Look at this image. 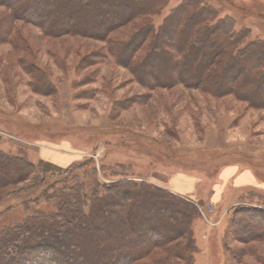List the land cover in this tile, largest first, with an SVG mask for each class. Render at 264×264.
<instances>
[{
    "label": "rangeland",
    "instance_id": "obj_1",
    "mask_svg": "<svg viewBox=\"0 0 264 264\" xmlns=\"http://www.w3.org/2000/svg\"><path fill=\"white\" fill-rule=\"evenodd\" d=\"M183 1L167 0L151 16L155 27ZM202 1L216 12V20H226L244 35L242 44L264 43V0ZM7 14L0 6V26L8 22L11 31L9 38L0 37V152L23 158L36 169L27 180L0 189V197L9 194L0 201L2 217L15 221L24 202L42 194L59 169L77 174L95 168V177L105 184L127 177L161 186L182 173L196 181L195 199L190 200L201 212L193 226L195 264H264V239L244 241L249 230L229 222L241 207L264 208V186L234 190L231 203L215 206L208 200L228 163L256 169L264 185V105L258 107V86L252 87L254 96L234 94L228 81L221 94L190 81L153 86L165 70L144 71L139 81L108 47L139 32L145 23L141 17L106 38H50L35 26L11 23ZM151 43L146 41L137 53L143 55ZM259 227L264 226L256 224L250 232ZM156 253L162 251L139 263Z\"/></svg>",
    "mask_w": 264,
    "mask_h": 264
},
{
    "label": "trees",
    "instance_id": "obj_2",
    "mask_svg": "<svg viewBox=\"0 0 264 264\" xmlns=\"http://www.w3.org/2000/svg\"><path fill=\"white\" fill-rule=\"evenodd\" d=\"M166 1L0 0V6L7 9L11 23L35 26L50 38H106L141 17L145 23L139 32L124 42H109L108 47L139 81L144 71L152 75L165 70V76L156 75L153 86L190 81L221 94L228 81L234 94L244 91L252 96V87L258 86V107L264 105V43L242 44L244 35L226 20H216V12L202 0H184L156 28L151 16ZM5 27L0 26V37L9 38L8 22ZM149 39V50L139 55ZM214 64L218 65L213 71ZM6 163L19 166L9 169ZM0 168V189L27 180L36 169L23 158L1 152ZM73 171H56L52 176L58 178L22 204L15 221L0 215V264H195L193 226L201 217L196 202L144 180L120 177L105 184L95 177V168ZM7 197L8 193L2 195L0 201ZM229 222L249 230L244 241L264 239V227L250 232L256 224L264 226L262 207H241ZM156 250L162 253L139 263Z\"/></svg>",
    "mask_w": 264,
    "mask_h": 264
},
{
    "label": "crops",
    "instance_id": "obj_3",
    "mask_svg": "<svg viewBox=\"0 0 264 264\" xmlns=\"http://www.w3.org/2000/svg\"><path fill=\"white\" fill-rule=\"evenodd\" d=\"M255 171L254 168H244L234 163L225 164L219 171L208 200L212 201L215 206H219L228 200L231 203V192L241 187L262 188L264 185L258 181ZM195 186L196 181L192 177L177 173L162 187L169 189L174 194L192 199V196H195Z\"/></svg>",
    "mask_w": 264,
    "mask_h": 264
}]
</instances>
